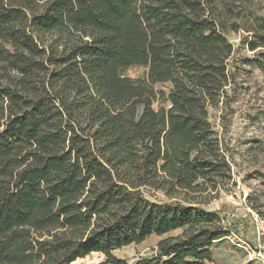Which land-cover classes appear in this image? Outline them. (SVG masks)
<instances>
[{
	"label": "trees",
	"instance_id": "obj_1",
	"mask_svg": "<svg viewBox=\"0 0 264 264\" xmlns=\"http://www.w3.org/2000/svg\"><path fill=\"white\" fill-rule=\"evenodd\" d=\"M246 13L235 24L228 0H0V264L212 262L229 237L201 208L232 182L209 122L227 106L229 27L264 70V23ZM133 67L145 79L125 77ZM151 236L153 256L114 255Z\"/></svg>",
	"mask_w": 264,
	"mask_h": 264
},
{
	"label": "rangeland",
	"instance_id": "obj_2",
	"mask_svg": "<svg viewBox=\"0 0 264 264\" xmlns=\"http://www.w3.org/2000/svg\"><path fill=\"white\" fill-rule=\"evenodd\" d=\"M228 1L234 12L243 16L235 24L244 23L247 7L264 23V0ZM231 28L233 27H229L225 34V38L233 45V54L227 64L230 78L226 89L227 106L209 110V122L230 165L232 182L218 195L208 198L201 208L217 214L229 234V237L213 247L210 264H264V260L256 255L259 247L251 215L256 212L264 214V70L251 63L258 57L246 47L250 36L244 29L234 31ZM259 60L264 63V60ZM145 75L146 69L142 67L129 68L124 72V76L131 80L145 79ZM153 88L157 92L167 93L170 86L157 84ZM159 106L160 102L153 103L155 110ZM145 196L153 202L173 201L161 192ZM176 234L178 232L168 236ZM161 239L163 238L151 236L139 245H131L114 252V255L128 263L151 257ZM261 252L264 256V250ZM102 262L103 256L93 254L77 264Z\"/></svg>",
	"mask_w": 264,
	"mask_h": 264
},
{
	"label": "built area",
	"instance_id": "obj_3",
	"mask_svg": "<svg viewBox=\"0 0 264 264\" xmlns=\"http://www.w3.org/2000/svg\"><path fill=\"white\" fill-rule=\"evenodd\" d=\"M253 218V224L255 229L256 241L259 247L257 252V257L264 260L263 253L261 250H264V214L251 213Z\"/></svg>",
	"mask_w": 264,
	"mask_h": 264
}]
</instances>
